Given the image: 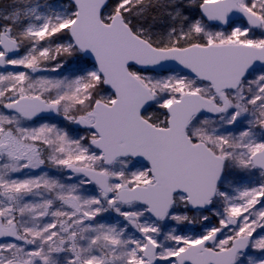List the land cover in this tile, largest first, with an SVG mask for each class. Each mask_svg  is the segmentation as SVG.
Here are the masks:
<instances>
[{
    "label": "snow or ice",
    "instance_id": "obj_1",
    "mask_svg": "<svg viewBox=\"0 0 264 264\" xmlns=\"http://www.w3.org/2000/svg\"><path fill=\"white\" fill-rule=\"evenodd\" d=\"M0 264H264V0L0 7Z\"/></svg>",
    "mask_w": 264,
    "mask_h": 264
},
{
    "label": "trees",
    "instance_id": "obj_2",
    "mask_svg": "<svg viewBox=\"0 0 264 264\" xmlns=\"http://www.w3.org/2000/svg\"><path fill=\"white\" fill-rule=\"evenodd\" d=\"M11 2L12 0H0V7H3Z\"/></svg>",
    "mask_w": 264,
    "mask_h": 264
}]
</instances>
